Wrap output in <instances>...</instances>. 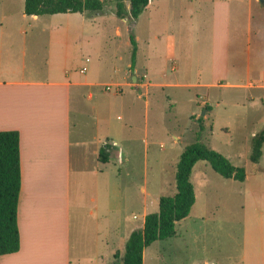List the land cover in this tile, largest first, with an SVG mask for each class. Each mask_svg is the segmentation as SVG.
Listing matches in <instances>:
<instances>
[{
    "label": "crops",
    "instance_id": "crops-1",
    "mask_svg": "<svg viewBox=\"0 0 264 264\" xmlns=\"http://www.w3.org/2000/svg\"><path fill=\"white\" fill-rule=\"evenodd\" d=\"M259 1L264 3V0ZM210 2L211 11L204 24L206 35L203 48H199L201 53L192 48L189 56H182L181 38L177 40L176 35L169 34L163 42V49H160V58L164 63L157 69L159 74L146 59V66L141 70L145 72L146 79L149 78L145 84L147 91L134 96L135 100L146 101L143 104L146 113L151 108L150 89L164 90L174 86L169 82L168 65L177 61L172 70L176 73L182 71L185 58L194 68L195 79L191 83L176 84L186 88L204 86L207 89L203 94L196 93L198 103L205 107L204 115L208 110L213 111V105L210 99L203 103L200 101L205 95L209 96L214 88H264V69L252 77L250 56L245 65L246 79H233L236 72L232 46L234 43L237 46L241 40L244 42L241 36L233 41V18L237 33H248V47L244 51L250 54L255 0ZM234 3L239 4L235 14ZM152 4L150 2L146 9H150ZM243 4L246 11L241 10ZM31 17V22L27 24L30 28L6 29L2 22L7 17L0 18V131L20 132L22 161L18 210L21 249L17 253L0 256V264H118L117 253L125 248L135 230L129 229V219L124 216L122 172L117 164L131 162L130 156L124 152L120 139L116 137L120 134V127L116 133L111 128L86 137L83 131L75 130L72 119L75 104L82 115L86 114L84 101L81 100L83 96H80L82 91L101 87V83L90 76L77 73L75 66L84 65L86 61L101 64L107 59L93 49L80 56V51L85 50L81 41L90 46L102 40L99 37L103 38L107 25L103 22L104 15L88 18L83 14L80 31L57 28L33 30V21H38L40 16ZM189 26L191 39L194 40L198 28L194 14ZM115 28L118 36L120 27L117 25ZM135 37L139 46V38ZM208 44L210 47H207ZM137 52L138 58L140 51ZM109 56L112 58L111 54ZM237 56L240 58V55ZM114 58L118 59V56L115 54ZM42 65L45 66L44 73L40 71ZM84 67L87 68L85 72ZM127 67L131 77L139 81L140 69L136 59ZM83 68L82 72L86 73L88 66ZM117 70L119 67L114 65L113 71ZM174 78L179 82L181 76ZM116 85L121 86L122 93L115 92V96H102L106 91L101 88L97 93L90 91L89 99L95 101L96 107L89 116L97 121L112 119L119 101L126 98L120 95L125 92L123 88L129 87V82H117ZM179 97L167 96L166 101L170 105L166 106V110L169 108L171 112L177 106ZM190 100L194 102L195 98L191 96ZM195 114L196 111H192L190 116ZM106 146H109L110 156L109 161L103 162L100 154ZM141 146H147L145 139L141 141ZM114 150L120 151L119 157L114 155ZM143 153L146 164L148 153L145 150ZM132 188L129 202L133 205L140 202L144 208L148 193L138 184Z\"/></svg>",
    "mask_w": 264,
    "mask_h": 264
},
{
    "label": "rangeland",
    "instance_id": "rangeland-1",
    "mask_svg": "<svg viewBox=\"0 0 264 264\" xmlns=\"http://www.w3.org/2000/svg\"><path fill=\"white\" fill-rule=\"evenodd\" d=\"M210 1L151 0L152 7L146 9L137 20L119 18L115 4H110L102 14L103 22L107 24L103 38L99 37L102 40L90 46L80 42L85 49L84 52L80 51V56L87 55L93 49L98 54H104L107 59L97 64L88 63L86 57L84 65L75 66L77 73L90 76L101 83V87L82 91L80 96H83L81 100L84 101L86 114L82 115L75 104L73 125L75 130L83 131L86 137L111 128L116 133L120 127V134L116 137L120 139L119 144L131 161L117 163L122 172L120 179L125 196L123 211L129 219V229H142L145 216L159 211L161 197L172 196L177 192V166L187 145L203 141L226 155L236 166L246 168L247 180L241 182L223 177L208 161L198 162L192 175L197 197L192 214L177 224L174 237L157 241L146 249L145 264H264V154L258 163L250 159L253 138L264 130V88H214L209 96L205 95L200 101L203 103L210 99L213 105V111L208 110L204 115L205 107L198 103L196 93L203 94L207 89L204 86L186 88L177 85L191 83L195 79L194 68L185 58L182 71L176 73L172 70L177 61L168 65L169 82L174 86L164 90L150 89L149 112L146 113L143 106L146 101H138L134 97L147 91L145 84L149 78L146 79L143 75L145 72L141 70L146 66V59L159 74L157 69L164 63L160 58V49L169 34L176 35L177 40L181 38L182 56H189L192 48L196 53H201L199 48H203L206 35L204 24L211 11ZM129 4L127 2L128 7ZM238 6L234 3V14ZM241 10L246 11V7ZM192 14L198 23L194 40L191 39L189 26ZM4 15L7 17L2 22L5 29L30 28L27 24L32 17L25 13V0H0V18ZM253 17L250 54L244 51L248 47V33H237L233 18V41L239 36L244 38V42L247 38L245 43L241 40L240 44L236 46L234 43L232 46V62L236 72L233 79H239L237 81L247 77L245 65L249 56L252 77L264 69V3L259 0L253 4ZM39 18L33 21V30L82 29L81 13L43 15ZM117 25L120 27L118 36L115 34ZM132 34L139 38L140 44L137 47V51H140L138 58L136 53L140 69V80L137 82H133L127 67L128 63L133 62ZM207 47H210L209 44ZM42 49L39 51L43 54ZM115 54L118 59L114 58ZM236 55H240V58ZM114 65L119 67L116 72L113 71ZM83 66H88L86 73L82 72ZM41 69L44 73L45 66L42 65ZM177 75L181 76L179 82L174 78ZM158 79L161 81V78ZM117 82H129V87L123 88L125 92L120 96L126 98L119 101L118 110L111 115L112 119L97 121L89 116L96 107L95 101L89 99L90 91L97 93L101 88L106 91L102 96H115V92L122 93ZM108 86L112 87L111 91L107 89ZM167 96H181L177 106L172 108V113L169 108L166 110V106L170 105L166 101ZM191 96L195 98L194 102L190 100ZM192 111H196L194 117L190 116ZM143 139L147 144L145 148L141 146ZM144 150L148 153L146 164ZM113 153L120 156V151L114 150ZM135 184L148 193L144 208L140 202L134 205L129 202ZM124 250L119 252L123 253ZM117 262L121 264L120 259Z\"/></svg>",
    "mask_w": 264,
    "mask_h": 264
},
{
    "label": "trees",
    "instance_id": "trees-1",
    "mask_svg": "<svg viewBox=\"0 0 264 264\" xmlns=\"http://www.w3.org/2000/svg\"><path fill=\"white\" fill-rule=\"evenodd\" d=\"M129 2V7L127 6ZM151 0H25V13L43 16L66 13H81L92 17L106 12L115 4L119 18L137 20ZM133 60L135 62L138 43L131 35ZM106 146L100 158L109 161ZM264 130L252 141L250 159L260 162L264 154ZM200 161H208L213 169L227 179L247 180L245 167L236 166L223 153L203 141L187 145L177 166V192L162 196L158 212L146 215L142 229L134 230L126 242L123 253H117L121 264H144V253L155 242L174 237L177 224L192 214L196 204V189L192 180L194 168ZM22 190L21 134L17 130L0 131V256L17 253L21 249V234L18 221L19 200Z\"/></svg>",
    "mask_w": 264,
    "mask_h": 264
},
{
    "label": "built area",
    "instance_id": "built-area-1",
    "mask_svg": "<svg viewBox=\"0 0 264 264\" xmlns=\"http://www.w3.org/2000/svg\"><path fill=\"white\" fill-rule=\"evenodd\" d=\"M87 70L86 67L83 68V71L85 72ZM107 89H109V91H111L112 87L111 86H108Z\"/></svg>",
    "mask_w": 264,
    "mask_h": 264
},
{
    "label": "water",
    "instance_id": "water-1",
    "mask_svg": "<svg viewBox=\"0 0 264 264\" xmlns=\"http://www.w3.org/2000/svg\"><path fill=\"white\" fill-rule=\"evenodd\" d=\"M133 80L136 82L137 81V78L135 77Z\"/></svg>",
    "mask_w": 264,
    "mask_h": 264
}]
</instances>
